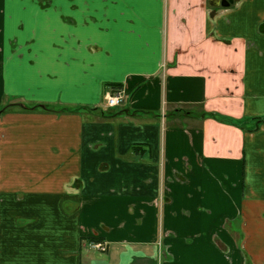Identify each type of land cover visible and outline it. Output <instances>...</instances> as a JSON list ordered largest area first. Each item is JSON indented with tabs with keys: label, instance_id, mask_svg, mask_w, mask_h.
Wrapping results in <instances>:
<instances>
[{
	"label": "crops",
	"instance_id": "obj_1",
	"mask_svg": "<svg viewBox=\"0 0 264 264\" xmlns=\"http://www.w3.org/2000/svg\"><path fill=\"white\" fill-rule=\"evenodd\" d=\"M221 1L0 0V264H264V0Z\"/></svg>",
	"mask_w": 264,
	"mask_h": 264
},
{
	"label": "built area",
	"instance_id": "obj_2",
	"mask_svg": "<svg viewBox=\"0 0 264 264\" xmlns=\"http://www.w3.org/2000/svg\"><path fill=\"white\" fill-rule=\"evenodd\" d=\"M125 100V93L122 89H119L116 91L114 95H111L110 93L106 95L105 102L108 107L114 108L120 106L123 101ZM91 248L100 251V252H106L107 251V245L102 242H94L90 244Z\"/></svg>",
	"mask_w": 264,
	"mask_h": 264
},
{
	"label": "rangeland",
	"instance_id": "obj_3",
	"mask_svg": "<svg viewBox=\"0 0 264 264\" xmlns=\"http://www.w3.org/2000/svg\"><path fill=\"white\" fill-rule=\"evenodd\" d=\"M119 89H121V88H116V89L113 90V92H111L110 94H111V95H114V94L116 93V91L119 90ZM123 102H124V101H123ZM23 105H24L23 108H21L19 105H16V106L19 107V108H18V109H14V110H16L17 112H20V113H30L31 110L34 109L33 106L27 105L26 103L23 104ZM4 106H5V105H3V106L0 107V111L2 110V108H3ZM12 108H13V107H8L7 109H5V111H7V110H10V111H11ZM91 243H92V242H91ZM91 243H90V244H91ZM90 244H89V248L91 247ZM90 249H91V248H90ZM92 249H93V248H92Z\"/></svg>",
	"mask_w": 264,
	"mask_h": 264
},
{
	"label": "water",
	"instance_id": "obj_4",
	"mask_svg": "<svg viewBox=\"0 0 264 264\" xmlns=\"http://www.w3.org/2000/svg\"><path fill=\"white\" fill-rule=\"evenodd\" d=\"M233 3V1H227V0H223V1H221V4L223 5V6H226V7H228L230 4H232Z\"/></svg>",
	"mask_w": 264,
	"mask_h": 264
},
{
	"label": "trees",
	"instance_id": "obj_5",
	"mask_svg": "<svg viewBox=\"0 0 264 264\" xmlns=\"http://www.w3.org/2000/svg\"><path fill=\"white\" fill-rule=\"evenodd\" d=\"M212 116H213L214 118H216L215 115H212ZM221 121H223V120H221ZM99 241H100V239H97V238H96V239L94 238V239L91 240V242H99Z\"/></svg>",
	"mask_w": 264,
	"mask_h": 264
}]
</instances>
